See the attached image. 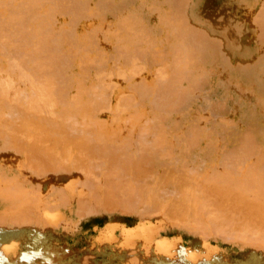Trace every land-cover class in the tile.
Returning <instances> with one entry per match:
<instances>
[{"label": "rangeland", "instance_id": "rangeland-1", "mask_svg": "<svg viewBox=\"0 0 264 264\" xmlns=\"http://www.w3.org/2000/svg\"><path fill=\"white\" fill-rule=\"evenodd\" d=\"M134 1L133 0H99V2L101 3V9H100V15H101V19H100L101 25L100 26L101 27L99 26L98 33L101 34L102 36L104 35L103 37L105 39L103 41L104 45L103 44L101 45L102 49L98 48L96 53L93 54L94 55L93 62L94 63L96 62L95 63L96 65H95V70L93 67L92 73H93L95 82L101 85L102 88L105 87L104 90L102 89L104 91L102 92V94L103 93L107 94L108 91H109L108 93H110V94H107V97L106 95L103 94L104 95L103 97H105L104 98L105 102L108 101V103L102 102V104L104 105L106 104V106L107 104L108 105H112V104L120 105V106L126 105L130 108L127 116L132 117L134 120H138L139 116L143 115L142 118L143 117L145 119L148 118L149 120V116L151 115L152 110L155 109L154 106L156 103L154 102H158L162 99L167 100V97L172 96L171 95V96L162 97L160 93L166 90L164 87H166V85H169L171 80H174V78L171 77L172 75L178 76L177 81L180 80L183 84L181 85V82H179L178 83L180 85L179 86L176 83L177 81L175 83L177 84L179 89L181 88L183 89L182 92H186V93L181 94V96H183L182 97L183 103L180 101V96H178L177 94H176L177 97L175 99L172 97L168 98L172 100L174 99V103L172 104L177 106L176 107L177 109L174 108L175 110L173 109L170 112V115L172 114V116L169 115V117L171 118V119L169 118V120H171V122H176V123L170 126L168 130H170L169 133L172 135L182 136L183 135V132L181 131L182 127H184L182 129L186 128L185 130H190V129L194 130L196 128L195 131L197 133L196 132L195 133L199 135L198 136L195 134V136L198 137V146H196L195 148L196 150L192 151V159H191L190 164L187 167H156V168L155 167H149V168L148 167H135L136 170L132 169L134 167H123V168L121 167H104V168L94 167L95 170H92L93 167H90L92 168L91 171H93L94 173V175L91 172L89 173V175L91 174L90 176L92 177H90L88 175V172L85 171L86 167L84 169L83 167H76V169L82 168L81 173H80L81 169L75 170L74 167H66V168L65 167L64 168L55 167L56 168L55 170H53L52 167H41L43 169L45 168L44 172H43V169L41 170L40 167L38 168L29 167L28 169H26L27 167H24V168L23 167H10L13 179H9V182H8V181H4L6 180V178H3V180H1L2 177L0 178V197H1L0 198L1 200L0 201V217L2 218V216H4L3 218H5V222H3L4 219L2 218L3 223L1 222V219H0V223H1L0 224V264H176V262L177 264H264V250L260 248L259 246L260 242L258 243L257 241V244H256V241H255L259 236V233L257 232L258 227L257 229H255L254 227L249 226L250 228H248L247 226L246 228L245 225H247L248 223L245 224L244 223L245 221H242L245 227L240 222L238 223L239 226L237 228L239 229L241 225L243 228L241 227V230L239 229V231L238 229L236 230L234 228V230L239 232V237L241 235V237L244 238V236L246 237V234L247 235L249 234L250 237L251 235L252 236L256 235L255 240H252L254 239L252 237H251L252 239H250V237H247L251 240V242L248 241V239L245 240V239H242L241 237H240L241 241L240 240L234 241L231 238H227L228 239L227 240L225 237H221L220 239V236H217V234L215 235L213 233L214 235L213 236L211 235V233L214 232L213 228L210 234L207 233L210 231V226L212 227V225L209 226L208 224L210 223L209 221H207L208 217H210L209 218L210 220L216 214L219 216L220 215L222 216L224 211L228 212L229 210V209L226 210V207L223 210V207L221 209L219 205L220 209H218V211L220 210V212L222 213L219 212L218 214L217 206H216V210L214 207L216 204L215 205L212 204L210 206L211 208H209L208 204H211L210 200L212 198L210 196H212V193L214 195V192L216 190L218 191V189L220 190L224 186H227L229 189H232L233 191H232L231 196H229V194L231 193L229 192L228 189H226V191H228L229 193L228 194H226L227 192L224 193L226 194L224 195L225 197L226 196L229 197V198L226 197V199L228 200L227 202L229 203L233 202L234 200L235 195L233 192L240 189L242 185H243V188L246 187L244 188V191L245 189L246 190L250 189V191L255 190L256 192L259 190L260 193L261 192L262 193L260 194L258 193L259 192L258 191L256 194L258 196L264 195V186H263L264 185V178H263L264 172L262 173L261 171V170L264 171V167H244V170H243V167H242V170H240L241 167H228L230 168L228 170L226 169V167H207L208 162L215 156V154L219 150H221L218 147L225 149L227 141L229 140V138L224 139V137H226L225 133H227V136L229 135V132L231 134L233 129H235L234 124L235 125L237 124L236 126L238 127H242L241 129L236 127L239 133L240 131L241 133H244L245 131L247 132L248 129L250 132L254 133L258 139L259 147L264 150V125H263L264 118H259V117L264 116V113L262 112L264 110L263 109L264 108V84H262L263 82L262 77L264 76V74H262V70H258L260 69V67L257 68V65L261 61L264 60V52H262L264 51V43L260 42V41H264V40H261L260 37L262 38L264 37L258 34L261 31L258 30L257 28L258 26L255 23H253L255 22L253 21L255 17H253V20H252L253 22L252 21L249 22V19L251 20L250 17H252L258 11V6H257L258 4L253 6L254 8L256 7L254 10L252 9L247 14L242 16V18L236 19L240 12L241 7H243L244 2H246V0H136L135 2ZM137 5L140 6L141 8H139ZM149 6L151 8H149ZM107 7H110V8L107 9ZM144 9H147L149 11L152 10L153 13L147 10H144ZM162 11L164 14L162 13ZM122 13H125V14L122 15ZM157 13L160 18L156 15ZM104 14L105 16L102 17ZM132 14H135V15H132ZM246 15H248L247 19H245ZM132 16L135 18H133ZM150 17H152L153 19H151ZM190 17L195 19L196 22L192 23V20L189 19ZM157 18L159 20H157ZM123 20L125 21V23L123 22ZM143 23L144 24L146 23L145 26ZM154 24L155 25L157 24L156 25L157 27ZM108 25H110L109 27L111 29L108 27ZM111 25L115 26V28H112ZM146 25H147V28H146ZM106 26L110 29L109 31H107L108 28ZM162 26L163 27L166 26V27H164L163 29ZM181 26L187 30L189 28L188 26H190V28L193 29L192 30L193 33L196 31L195 33H198L199 35H201V37L202 36L205 37L206 36L205 32H209V35H208L209 40H207L206 38L207 36H206L205 41L204 39L201 40L202 43H205L202 45H201V42L195 43L196 41L194 40H193L194 42L186 41L188 39H190L191 41V38H187V37H190V35L191 37H194V36H192V34L189 32V30L191 31V29H189L188 31L185 30L189 32L190 35L187 34V32L184 33L185 31L183 28L182 30H180ZM160 27L162 28L159 29ZM145 28H146L147 33L145 32ZM127 29L133 32H130V31L128 32ZM149 29L151 31H148ZM255 31H257V33ZM183 33L185 34V36ZM123 35H126L127 37L126 36L124 37ZM135 35H137L135 37L136 40L133 38ZM168 36L170 37V40ZM166 37L169 41L166 39ZM253 39L256 40L255 42L257 43L253 42L252 41ZM214 40L215 42H213ZM178 41L180 42L186 41L188 46L190 47L193 45L192 43L196 44V45L194 44L195 47L192 46L191 48L193 49L194 47V49L197 48V50L195 49V51L193 50L191 53L190 51H183V52L190 53V55L192 54L188 59L187 66L185 67L181 63L177 64L176 60H172L173 53H174L173 49ZM211 41H212V44H211ZM119 42L121 44H119ZM151 42H154V43H151ZM155 42L157 46H155ZM129 44L131 45L129 46ZM163 45H166V46L164 47ZM203 46L204 48L205 47L206 48L204 49ZM207 46L209 47L207 48ZM104 48H106V50ZM198 48L200 50H198ZM141 49L143 50V52ZM170 49L172 52L168 51ZM163 51H166V52H163ZM220 53H222L223 56L227 58V60L226 58L222 59V57L220 56ZM117 54L119 55L118 58H117ZM169 54L171 57L167 56ZM145 55H147V58ZM151 55L152 56L154 55L155 58L151 57ZM128 56L130 57V59L128 58ZM138 57L140 58L139 60H138ZM97 58H99L98 61H97ZM116 58L118 59V61H116L117 64L115 63V60H117ZM169 58H172V59H169ZM168 59L171 63L168 62ZM190 59L192 60V63H190L191 62ZM111 60L114 62H112ZM146 61L149 63V67H147L148 63ZM151 61L153 65L151 64ZM100 62H101V65H100ZM137 62L139 63L137 64ZM253 62H256V63L254 64ZM172 63L175 66H171ZM195 63H196V66H195ZM243 64L244 65L246 64L247 66L245 65V67H243L244 66ZM106 65H107V68H106ZM132 65L134 67H132ZM98 66L100 68L99 70H98ZM119 66L121 67L120 69H119ZM137 66H140L143 68L138 67V69H141V70H137L138 72L137 71L136 72L138 75L135 74V76H133L134 73L132 72H135ZM234 66H235V69H234ZM190 69L191 71L189 72ZM163 70L166 73V75L164 74ZM180 70L182 72L184 71L183 75L181 74L182 76H184V77L181 76L182 78H179L180 75H177V73L181 72ZM168 71L170 72V74L171 73L172 74L170 75ZM202 71H203V74H202ZM205 73L206 74L208 73V74L206 75ZM120 74L123 75V78H121L122 75ZM162 74H164L163 77H161ZM205 75L208 76L207 77L208 79H206ZM187 77L189 81L187 80ZM161 79H163V81ZM195 80L199 82L196 83ZM218 81H220V83ZM224 81H226L227 83ZM112 83H114L115 85ZM228 83L230 84V86L227 87V85H229ZM106 84L108 87L106 86ZM125 84L127 85L125 86ZM231 85L235 86V88L233 89V92L231 89L233 88V86L231 87ZM177 86H173V87L176 88ZM225 86L227 87L226 89H225ZM109 87L111 88L114 87L112 88L114 90H111V88ZM236 87H237V90H236ZM106 88H108V90ZM162 88L164 89L161 90ZM184 88H185V91H184ZM187 88H188V92H187ZM189 88H191L193 91L192 92L189 91L190 90ZM152 90H153V93H152ZM228 91H231V92L229 93ZM178 92H180V90H178ZM227 94L228 95L231 94V97L228 96ZM122 95L124 96V98ZM243 95H245L244 96L245 98H243ZM219 96L221 99L219 98ZM214 97L219 103L214 99ZM237 97L240 100V102L237 99ZM177 98H179V100ZM176 99L180 103L176 104L177 103ZM130 100H132L133 103H131ZM123 102H126V103H123ZM205 102L208 104L209 106L208 108L212 109L211 112L207 108V105L205 106ZM240 105L242 106L240 107ZM243 105H246L244 106V109H242ZM254 105L256 106V108L254 107ZM204 106L206 109H204ZM258 107L262 113L260 112V110H258ZM133 108L136 111H134ZM241 109L243 110L242 112L240 111ZM8 110L9 109H7V111ZM231 114H233L234 116ZM252 114L255 116L253 117ZM211 115H215V116L213 117ZM237 115H239L240 118ZM213 118H214V121H212ZM246 119H252L255 121V123L246 124L245 123ZM232 120L233 121L235 120V121L232 122ZM215 123H218V124H215ZM222 124L224 125L225 129L223 128ZM230 125H231V128H230ZM227 126L228 128L230 129L233 128V129L230 130L227 128ZM210 128H211V131H210ZM199 129L201 130L199 131ZM202 129H203L204 135H202ZM204 129H206L207 131H205ZM237 129H235L234 131H237ZM195 160L198 162L195 163L194 162ZM50 168L52 169V171L50 170L51 172L46 171V169L48 170ZM110 168L112 170L115 168L118 171L116 172L115 169L113 170V172L115 171V173H113L115 174L113 178L110 172L112 170H110ZM29 169H32V171ZM34 169H36V173H34L35 172ZM87 170L90 171V169L88 168ZM149 170L151 172H149ZM8 171H9V167L7 168V170L0 171V172L4 174V173H8ZM233 171L235 173L234 175H232ZM243 171H244L243 173L244 175L242 174ZM40 172H43L42 174L44 173L46 174H44L43 176L41 174L40 177H38V174ZM133 172H136V173H133ZM84 173H86V175ZM116 173L117 175L119 174V176L116 177ZM121 173H122V177H121ZM238 173H241V175H239ZM259 173H260V176H263L261 177L263 180L259 178ZM104 174L106 178L103 176ZM108 174L111 177H109ZM237 174L239 177L238 179H237V176H235ZM74 175L78 177L79 179L78 182L75 181ZM143 175H145L146 177ZM201 175L203 176V178ZM148 176H151V177H148ZM217 176L218 177L222 176L221 178H224V179L227 178L228 184L226 182V184L224 183V186H223V183L221 180L219 179L215 180ZM231 176H234V177H231ZM256 176H258V178ZM35 177H37V179ZM86 177L87 178L89 177L88 181ZM34 178L36 181L34 180ZM138 178L140 179L138 180ZM174 178L177 181H175ZM224 179H223V182H224ZM89 180L92 182L89 183ZM101 180H103V182ZM114 180L115 182L118 180L116 182L117 185H115ZM95 181L97 183H95ZM104 181L106 183H104ZM211 181H214V182H211ZM238 181H240V183ZM257 181L261 183L258 184ZM130 182H133V183H130ZM247 182H251L248 184V186L250 184L253 185L254 183V187H258V190H256L255 188L254 190H252L253 186L248 187ZM213 183L215 184V187H217V189L214 191L211 190L213 189L212 187L214 185ZM118 184L119 185L121 184V185L119 186ZM208 184L209 185L213 184L211 186V189H209L210 187ZM29 185H31V187ZM147 185L149 189L147 188ZM259 185H262V188L261 186L259 187ZM206 186L209 187L208 188L209 190L207 189ZM232 186H234V188ZM104 187L108 189L107 190L108 193L105 192L107 193L105 197L103 196L104 191L106 190ZM6 188L7 190H9L11 195L9 192L6 191ZM25 188H26V192H25ZM41 188L43 191L41 190ZM20 189H22V191H20ZM205 189L207 190V192L209 193L211 192L210 196L208 193L206 195V196H209L210 202H208L207 200H204V199H209L207 197L205 198L203 197V195L205 196V192H206ZM150 190L152 191V193ZM202 190H205V191H202ZM110 191L111 192L114 191V192L111 193ZM217 191L216 193L218 194L222 192V195L221 194L219 195V199H221L220 197L223 196L224 190L223 191L220 190L221 192H217ZM6 192L9 194H7ZM15 193L16 195L17 194L19 195V197L17 196L18 198L16 197V195L15 196L13 195ZM196 193L198 194V196H196L197 195ZM200 193H203V195ZM89 194H92L93 198L91 195L89 196ZM100 194H102V198ZM218 194H215L213 196V199L215 198L216 195L218 197ZM5 195L8 196V198L5 197L7 201L5 200V198H3ZM116 195H119V196H116ZM244 195H246V193ZM122 196H123V199H122ZM97 197L98 198L100 197V198L98 199ZM95 199L96 201H94ZM219 199H217L218 202L221 201ZM29 200H30V203H26ZM83 200L85 202H83ZM213 201L215 202V200ZM227 202L226 203L224 202V205L226 204L225 206L229 204ZM106 203H108V205ZM109 203H112V204L115 203V204L110 205ZM200 203L203 204L201 206H203L204 209L203 207L201 209V206L199 205ZM126 204L129 206H127ZM206 204L208 208H205ZM220 204L222 203L220 202ZM186 206L189 208H187ZM125 207L127 209H125ZM198 207L200 209H198ZM212 207H214V211H217V212L214 213L212 210L213 209ZM230 207H231V203H230ZM140 208L142 209L139 210ZM11 209L15 213V216L19 215L20 217L21 216L22 217L19 218L18 216L19 220L18 218H14V215ZM19 209L22 212L19 211ZM9 210H10V213L8 212ZM200 210L203 211L204 213L205 212L209 213V216L205 214L207 217L205 216L203 217L202 215L201 217L200 216L201 212L199 213ZM231 210L233 209L231 208ZM2 211L6 212V213L4 212L5 215H1ZM124 211H126V213ZM230 212L231 211H229L228 214ZM9 214H12L13 218ZM228 214H226V216L231 217L230 220L234 218L235 216V214L231 216L230 215L228 216ZM24 217L29 219L27 220V223H26V220L23 222L24 219L22 218ZM8 218H10L11 221L10 220L8 221ZM200 218L204 220L205 223L207 222L206 223L207 230H206V227H204L202 223L201 224L203 225V228L205 229L201 228L202 225H199V222L200 221L202 222ZM253 221L251 223L252 224L254 223V225L255 224L257 225L259 223V221L257 222L255 220ZM7 223H10V224H7ZM28 223L30 224L28 225ZM225 223L226 222L222 223L221 221L220 224H222L224 227H221L219 231H221L222 228L223 230L224 229L228 230V227L230 226L232 227V225L226 226L227 224L225 225ZM227 223L228 225L230 224L229 222ZM233 223L234 225H236L234 221L232 222V224ZM199 226L203 230H201ZM208 226H209V231H208ZM260 230L262 231L263 229H260ZM243 240L244 242H242ZM245 241H248V242H245ZM254 244H256L257 246H254ZM7 247L10 248V254L8 253L9 248Z\"/></svg>", "mask_w": 264, "mask_h": 264}, {"label": "bare ground", "instance_id": "bare-ground-1", "mask_svg": "<svg viewBox=\"0 0 264 264\" xmlns=\"http://www.w3.org/2000/svg\"><path fill=\"white\" fill-rule=\"evenodd\" d=\"M256 1L257 0H246V2H244L243 7H241L240 12H239V14H238L236 19L242 18V16L247 14L249 11H251L252 9L254 10L256 7L254 8L253 6L258 4L257 5L258 6V11H257L256 14H254L252 17H250L251 20L249 19V22L253 20V17H255L254 20H253L255 22H253V21L252 22L255 23L258 26L257 27L258 30L261 31L258 34L264 37V0H258L257 2ZM110 4H111V2H110ZM107 6H108V4H107ZM138 7L141 8L140 6H138ZM108 8H110V7H107V9ZM128 8H130V7H128ZM149 8H151V7L149 6ZM100 9H101V3L99 2V0H0V171H5L9 167L8 173L2 174L0 172V178L2 177L1 180H3V178H6V180H4V181H8L9 182V179H13L10 167H23V168L27 167L26 169H28L29 167H34V168L35 167H37V168L38 167H40V168L41 167H52L53 170L56 169L55 167H59V168L60 167H62V168H64V167L65 168L66 167H74L75 170H80L81 169L80 173L82 172V168L76 169V167H83V169L86 167L85 171L88 172V175H89L90 172L94 175L93 171H91L92 168H90V167H93L92 170H95L94 167H103V168L104 167H121V168H123V167H134L132 169L136 170L135 167H148V168L149 167H155V168L156 167H187L190 164L191 159H192V151L196 150L195 148H196V146H198V137L195 136V134L197 133L195 131L196 128L194 130L193 129L185 130L186 128L182 129V128H184V127H182L181 128V131L183 132L182 136L172 135V134L169 133L170 130H168L170 126H172V125H174L176 123V122H171V120H169L170 112L174 108L177 107L176 105L172 104V103H174V99L177 97L176 94L178 96H180V101L182 102L183 101L182 100L183 96H181V94L182 93H186V92H182L183 89L182 88L179 89L178 86H177V84L179 82H181L180 80L177 81L178 76L172 75L171 77H173L175 81L171 80L170 84L168 83L170 86L173 83V85L171 86L172 88L169 85H166V87L163 86L166 90H164L163 92L160 93L162 95V97L163 96L166 97V96H171L172 95L171 97L174 98V99L173 100L172 99H168V98H171V97H167V100H165V99L163 100L161 98L162 100H160L158 102H154V103H156L155 106H154L155 109L152 110V113L149 116V120H148V118L147 119H145L144 117L142 118L143 115L139 116L138 120H134L132 117L127 116L128 111L130 110V108L128 106H126V105L125 106L124 105L120 106V105H113V104L112 105H108L107 104V106H106V104L105 105L102 104V102H105V100H104L105 97H103V96L106 95V97H107V94H110V93H108L109 92L108 91L107 94H104V93H103L104 95L102 94V92H104L103 90L105 89V87L102 88L101 85H99L97 82H95L94 77H93V73H92V69L94 67V70H95V65H96L95 64L96 62L95 63L93 62V56H94L93 54L96 53L98 48L102 49L101 45L103 44V41L105 39L103 37L104 35L102 36L101 34L98 33V28L101 25ZM144 10H147V9H144ZM147 11H149V10H147ZM149 12H152V10H150ZM154 12H156V11H154ZM158 13L156 14L157 16H158ZM162 13H163V11H162ZM123 14H125V13H122V15ZM132 15H135V14H132ZM149 15H151V14H149ZM249 15H251V14H249ZM104 16H105V14L102 17H104ZM117 16H118V14H117ZM133 18H135V17H133ZM150 18L153 19L152 17H150ZM247 18H248V15H246L245 19H247ZM122 19H124V18H122ZM130 19H131V17H130ZM189 19L192 20V23L196 22V20L193 19L192 17H190ZM157 20H159V19L157 18ZM123 22L125 23L124 20H123ZM140 24H141V22H140ZM145 24H144V26H145ZM167 24H169V23H167ZM112 25H111V27L115 28V26H112ZM109 26L110 25H108V27ZM162 27H160L159 29H161ZM164 27H166V26H164ZM164 27H163V29H164ZM188 27H189L188 30L191 29L190 26H188ZM109 28H108L107 31H109L111 29V28L110 29ZM146 28H147V25H146ZM146 28H145V32H146ZM182 28L184 29V31L187 30V29H185L182 26H181L180 30H182ZM127 30H128V32L130 31L129 29H127ZM151 30H152V28H151ZM151 30L149 29L148 31H151ZM192 30L193 29H191V31L189 30V32L194 37H191L189 32H187V31L184 32V33L187 32V34L190 35V37H187V38H191V41H190V39H188L186 41H189V42L196 41L195 43H198V42L200 43L202 39H204V41L206 40L205 39L206 36H207L206 37L207 40H209V36H208L209 32H205L206 36L205 37L204 36L201 37V35H199L198 33H195L196 31L193 33ZM153 31H155V30H153ZM130 32H133V31H130ZM255 32L257 33V31H255ZM137 34H139V33H137ZM166 34H164V35H166ZM171 34H173V33H171ZM258 34H256V35H258ZM189 35H187V36H189ZM123 36L125 37L126 35H123ZM136 36L137 35H135L133 38L135 39ZM184 36H185V34H184ZM148 37H146V38H148ZM174 37H175V35H174ZM155 39H157V38H155ZM166 39H167V37H166ZM260 39L264 40V38H262V37H260ZM169 40H170V37H169ZM163 41H165V40H163ZM186 41L185 42L178 41L176 43L174 49H173V51H174L173 59L169 58V59H172V60H176L177 64L181 63L184 67L187 66L188 59L192 55V54L190 55V53L193 50L195 51V49L197 50V48L194 49V47H195L194 44L195 43H192L193 44L192 46H194L193 49H192L191 48L192 46L191 47L188 46ZM252 41L255 42L256 40L253 39ZM120 42H119V44H121ZM213 42H215V40ZM260 42L264 43V41H260ZM151 43H154V42H151ZM151 43H150V45H151ZM255 43H257V42H255ZM115 44H114V46H115ZM131 44H129V46ZM202 44H205V43L201 42V45ZM211 44H212V41H211ZM105 45H107V44H105ZM166 45H163V46L165 47ZM172 45H173V43H172ZM189 45H191V44H189ZM155 46H157L156 42H155ZM208 47L209 46H207V48ZM199 48H198V50L201 49V48L200 49ZM203 48H204V46H203ZM203 48H202V50H203ZM104 49L106 50V48H104ZM109 49H111V48H109ZM153 49H152V51H153ZM168 51H171V49L168 50ZM183 51H190V53L183 52ZM142 52H143V50H142ZM163 52H166V51H163ZM171 52H170V54H171ZM262 52H264V51H262ZM170 54L167 55V56H170ZM98 55H99V53H98ZM119 55H120V53H119ZM119 55L117 54V58H118ZM135 55H136V53H135ZM145 56L147 58V55H145ZM220 56L222 57V59L226 58V57L223 56L222 53H220ZM151 57H154V55L153 56L151 55ZM128 58L130 59L129 56H128ZM98 59L99 58H97V61H98ZM139 59L140 58L138 57V60ZM169 59H168V62L171 63L169 61ZM191 59H190V61H191L190 63H192ZM256 59H258V58H256ZM226 60H227V58H226ZM116 61H118V59L115 60V63L117 64ZM112 62H114V61H112ZM122 62H123V60H122ZM138 63L139 62H137V64ZM253 63L255 64L256 62H253ZM253 63H252V65H253ZM151 64H152V61H151ZM181 64H180V66H181ZM100 65H101V62H100ZM245 65L243 67H245ZM156 66H157V64H156ZM171 66H175V65H173V63H172ZM195 66H196V63H195ZM235 66H234V69H235ZM132 67H134V66L132 65ZM138 67H140V66L136 67L135 72L137 70H141V69H138ZM147 67H149V63H148ZM258 67H260V69H258V70H262V74H264V60L261 61L257 65V68ZM106 68H107V65H106ZM120 68L121 67L119 66V69ZM140 68H143V67H140ZM99 69L100 68L98 66V70ZM148 70H149V68H148ZM142 71H143V69H142ZM190 71H191V69L189 70V72ZM135 72H132V73H134L133 76H135V74H137L138 71L136 73ZM163 72H164V70H163ZM183 72L182 71L179 72L180 74L177 73V75H180L179 78L184 77V76H182ZM255 72H254V74H255ZM99 73H100V71H99ZM104 74H106V73H104ZM164 74L166 75L165 72H164ZM164 74H162L161 77H163ZM169 74H170V72H169ZM202 74H203V71H202ZM120 75H122V74H120ZM186 75H187V73H186ZM186 75H185V77H186ZM197 75H199V74H197ZM113 76H115V75H113ZM99 77H100V75H99ZM157 77H159V76H157ZM161 77H159V78H161ZM207 77L208 76H206V79H208ZM121 78H123V75H122ZM173 78H171V79H173ZM129 80H131V79H129ZM161 80L163 81V79H161ZM187 80L189 81L188 77H187ZM197 80H195L196 83L199 82V81L197 82ZM204 80H205V78H204ZM262 80H263L262 84H264V76L262 77ZM104 81H106V80H104ZM195 82H193V83H195ZM218 82L220 83V81H218ZM224 82H226V81H224ZM112 84H114V83H112ZM140 84H142V83H140ZM182 84L183 83L181 82V85ZM126 85L127 84H125V86ZM186 85H188V84H186ZM207 85H208V83H207ZM106 86H107V84H106ZM118 86H119V84H118ZM173 86H177V87L175 88ZM228 86H230V84L227 85V87ZM232 86H233V88H231V89H232V92H233V89L235 88V86L231 85V87ZM227 87L225 86V89ZM109 88H111V87H109ZM112 88H114V87H112ZM112 88H111V90H114ZM164 88H162L161 90H163ZM209 88H211V87H209ZM106 89L108 90V88H106ZM123 89H121V90H123ZM189 89H190L189 91H191V92L193 91L191 88H189ZM121 90H119V91H121ZM178 90H180V92H178ZM236 90H237V87H236ZM184 91H185V88H184ZM210 91H209V93H210ZM187 92H188V88H187ZM228 92L230 93L231 91H228ZM152 93H153V90H152ZM184 95H186V94H184ZM151 96H152V94H151ZM228 96L231 97V94L228 95ZM244 96L245 95H243V98H245ZM207 97H206V99H207ZM216 97H218V96H216ZM108 98H110V97H108ZM123 98H124V96H123ZM219 98H220V96H219ZM253 98H255V97H253ZM177 99L179 100V98H177ZM177 99H176V101H177ZM214 99L216 100L215 97H214ZM237 99H238V97H237ZM248 99H249V97H248ZM248 99H247V101H248ZM149 100H150V98H149ZM210 100H212V99H210ZM130 101H131V103H133L132 100H130ZM186 101H187V99H186ZM256 101H258V100H256ZM239 102H240V100H239ZM105 103H108V101L105 102ZM123 103H126V102H123ZM178 103H180V102L177 101L176 104H178ZM258 103H260V102H258ZM254 104H256V103H254ZM206 105H207V108H208L209 106L205 102V106ZM205 106H204V109H206ZM241 106L242 105H240V107ZM244 106H246V105H243L242 109H244ZM131 107H133V106H131ZM250 107H251V105H250ZM254 107L256 108L255 105H254ZM7 109H9V110L7 111ZM208 109L210 110V112L212 111V109H210V108H208ZM242 109L240 110L241 112L243 111ZM133 110H134V108H133ZM143 110H144V108H143ZM251 110H253V109H251ZM258 110H260L259 107H258ZM134 111H136V110H134ZM260 112H261V110H260ZM262 112L264 113V110ZM215 114H216V112H215ZM233 114H231V115H233ZM196 115H198V114H196ZM239 115H237V116L239 117ZM133 116H134V114H133ZM170 116H172V114ZM211 116L214 117L215 115H211ZM254 116L255 115H253V117ZM259 118H264V116L263 117H259ZM259 118H258V120H259ZM212 121H214V118H213ZM229 121H231V120H229ZM234 121L232 120V122H234ZM229 123H227V124H229ZM245 123L246 124H251V123H255V121L252 120V119H246ZM215 124H218V123H215ZM236 125L234 124L235 129H237L236 127H238ZM213 126H214V124H213ZM228 126H227V128H228ZM211 128H210V131H211ZM223 128L225 129L224 125H223ZM230 128H231V125H230ZM230 128H228V129H230ZM238 128L241 129L242 127H238ZM232 129H230V130H232ZM235 129H233L231 134L229 132L228 136H227V133L224 132L226 134V137H224V139H226V138L228 139L229 138V140L227 141L226 146L224 145L225 149H222V148L218 147L222 151L218 149L219 151L208 162L207 167H226L227 170L230 169L228 167H241L240 170H242V167H243V170H244V167H264V150L259 147L258 139L255 136V134L250 132L248 128H247L248 131L247 132L245 131L244 133H241V131L239 133L238 129H237L238 132L234 131ZM243 129H244V127H243ZM200 130L201 129H199V131ZM204 130L207 131L206 129H204ZM258 133H260V132H258ZM196 135H198V134H196ZM202 135H204L203 134V129H202ZM214 143H215V141H214ZM193 154H194V152H193ZM168 160H169V162H168ZM194 162L196 163L198 161L195 160ZM87 168L90 169V171H88ZM42 169L43 168H41V170ZM44 169H43V172H44ZM29 170L32 171V169H29ZM50 170L52 171L51 168L48 169V170L46 169V171H50ZM102 170H104V169H102ZM110 170H112V169L110 168ZM113 170L110 171L111 175H112V178H113V176H115V174H113V173H115V171L113 172ZM115 170H116V172H118L117 169H115ZM129 170H131V169H129ZM150 170H149V172H151ZM34 171H35L34 173H36V169H34ZM261 171H262V173L264 172L263 170H261ZM43 172H40L38 174V177H40V175ZM110 172H109V174H110ZM122 173H121V177H122ZM133 173H136V172H133ZM243 173H244V171L242 172V174ZM260 173H259V178L263 177V176H260ZM44 174H46V173H44ZM44 174H42V176ZM84 174L86 175V173H84ZM109 174H108V176L111 177ZM137 174H138V172H137ZM152 174H153V172H152ZM234 174L235 173L233 171L232 175H234ZM238 174L241 175V173H238ZM238 174L235 175V176H237V179L239 178ZM245 174H246V172H245ZM32 175H33V173H32ZM95 176H96V174H95ZM103 176L106 178L105 174ZM117 176H119V174L117 175V173H116V177ZM143 176H145V175H143ZM222 176H224V175H222ZM222 176H220V177L217 176L216 179L215 178H213V179L221 180L222 183H223V186H224V183L226 184V182H227V184H228V181H227V178L226 179L221 178ZM74 177H75V181L78 182L79 181L78 177H76L75 175H74ZM90 177H92V176H90ZM148 177H151V176H148ZM231 177H234V176H231ZM256 177L258 178V176H256ZM17 178H19V177H17ZM35 178L37 179V177H35ZM35 178H34V180H35ZM88 178H87V181H88ZM105 178H104V180H105ZM123 178H122V180H123ZM202 178H203V176H202ZM139 179L140 178H138V180ZM223 179H224V182H223ZM106 180H108V179H106ZM174 180H175V178H174ZM245 180H247V179H245ZM248 180H250V179H248ZM93 181H94V179H93ZM101 181L103 182V180H101ZM175 181H177V180H175ZM214 181H211V182H214ZM90 182H92V181L89 180V183ZM114 182H115V180H114ZM116 182H115V185H117ZM190 182H191V180H190ZM238 182L240 183V181H238ZM251 182H252V180H251ZM251 182H247V186ZM95 183H97V182L95 181ZM104 183H106V182L104 181ZM130 183H133V182H130ZM257 183L260 184L261 182L257 181ZM257 183H255V184H257ZM112 185H113V183H112ZM129 185H131V184H129ZM212 185L211 184L209 185L210 188L206 186L207 189L208 188L211 189ZM29 186L31 187V185H29ZM122 186H124V185H122ZM202 186H203V184H202ZM252 186H253L252 190H254V188L256 190H258V187H254V183H253V185L250 184L248 187H252ZM260 186L262 188V185H259V187ZM212 187H213V189H211V190H213V191L217 189V187H215V184ZM214 187H215V189H214ZM218 187H220V186H218ZM232 187L234 188V186H232ZM26 188H25V192H26ZM106 188H107V186H106ZM147 188H148V185H147ZM242 188H243V185H242V187L240 189H238L237 191L233 192L235 196H234L233 202H230L231 203V207H230V203L227 202L228 200L226 199V197H228V196L225 197L224 195H226V194H228L230 192L231 194H229V196H231L233 190L229 189L227 186H224V187H222L220 189L221 191H223V190L225 191V192L223 191V196L225 198L222 196V197H220L221 199H219V195L220 194L222 195V192L219 189H218V191L217 190L216 191L217 192H221V193L218 194L215 191L214 195L218 194V197L216 195L214 199H213V196H214L213 193H212V196H210L211 192L210 193L207 192L206 189H205L206 190L205 196L203 195V193H200V194L203 195L204 198L205 197L209 198V196L212 197L211 200H210V198L209 199H204V200H207L208 202L211 201V204H208L209 208H211L210 206L212 204H214V205L216 204L214 207H215V210H216V206H217V211H218V209H220V207H221V209L223 207V210L226 207V210L229 209L228 212L231 211L229 214H228V212L224 211L222 216L221 215L219 216V215L216 214L210 220H209L210 217H208L207 221L210 222L208 224H209V226L212 225V227L210 226V231H209V226H208V231L209 232H207V233L210 234V232H212V228H213L214 232L211 233L212 236L214 234L215 235L217 234V236H220V239H221V237H225L226 239L227 238H231L234 241H237V240L241 241V239H240L241 235L239 237V232L238 231H239V229L241 230L242 225H241V227H239V229L237 227L239 226L238 223L241 222L243 224L242 221H245L244 222L245 224L248 223L247 225H245L246 228H247V226H248V228L254 227L255 229H257V227H258L257 232L259 233V236H258V238L256 237L257 238L256 240H255V236L256 235H254V236L251 235V237L254 238V239H252L249 234H248L249 236L246 234V237L243 235L244 238L243 237H241V238L245 239V240L248 239V241H250V242H251L250 239L255 240L256 244H257V241H258V243L260 242L259 246H260V248L262 250H264V195L263 196H258L256 193L259 190L256 192L255 190L254 191H250V189L249 190L245 189V191H244V188H246V187H244L243 189ZM116 189H118V188H116ZM226 189H228L229 192L226 191ZM41 190H42V188H41ZM107 190L108 189H106L105 191L102 190V191H104V195H103L104 197L108 193ZM205 190H202V191H205ZM6 191L9 192V190H7V188H6ZM20 191H22V189H20ZM127 191H129V190H127ZM105 192H107V193H105ZM113 192H111V193H113ZM182 192H183V190H182ZM9 193H7V194H9ZM133 193H135V192H133ZM151 193H152V191H151ZM207 193L209 194V196H206ZM224 193H226V194H224ZM245 193H246V195H244ZM258 193H260V191ZM10 195H11V193H10ZM10 195H9V197H10ZM13 195L15 196L16 193L13 194ZM90 195L92 196V194H89V196ZM111 195H113V194H111ZM17 196L19 197L18 194L16 195V197ZM97 196H99V195H97ZM100 196L102 198V194H100ZM116 196H119V195H116ZM196 196H198V194ZM5 197L8 198V196H6V195L3 198H5ZM110 197H112V196H110ZM129 197H130V195H129ZM92 198H93V196H92ZM223 198H224V200L225 199L226 200L224 201ZM122 199H123V196H122ZM217 199L221 200L220 202L223 205H224V202L225 203L227 202L229 204H227V206H225L226 204L223 206L222 204H220V202H218ZM5 200H6V198H5ZM213 200H215V202ZM94 201H96V199ZM116 201H118V200H116ZM119 201H120V199H119ZM83 202H85V201L83 200ZM26 203H30V200L28 202H26ZM201 203H202V201H201ZM201 203L199 204L200 206L203 205ZM106 204L108 205V203H106ZM109 204L111 205L112 203H109ZM114 204H112V205H114ZM219 205H220V207H219ZM84 206H85V204H84ZM127 206H129V205H127ZM204 206H205V204H204ZM145 207H147V206H145ZM202 207L203 206H201V209H202ZM214 207H212L213 208L212 210L215 213L217 211H214ZM142 208H140L139 210H141ZM187 208H189V207H187ZM205 208H208L207 204H206ZM231 208L233 210H231ZM125 209H127V208L125 207ZM198 209H200V208L198 207ZM203 209H204V207H203ZM11 211H12V209H11ZM19 211H21V210L19 209ZM4 212L2 211L3 214L1 213V215H5ZM8 212L10 213V210ZM124 212L126 213V211H124ZM131 212H132V210H131ZM202 212L203 211H201V210L199 211L200 216L201 215L203 217L204 216L205 217L209 216V213H207V212H205V213L203 212L202 213ZM219 212H220V210L217 213L219 214ZM12 213L14 215V218H18V216H19L18 214L20 212L17 214L18 216H15V213L13 211H12ZM120 213H121V211H120ZM220 213H222V212H220ZM205 214H207V216ZM226 214H228V216L229 215L231 216V215L235 214L234 218H232V219H233V221L235 222V224L237 226L234 225V223L232 224L233 221H232V219L230 220L231 217H227ZM9 215L12 216V214H9ZM128 215H130V214H128ZM187 215H188V213H187ZM3 217L4 216H2V218ZM21 217L19 216V218H21ZM2 218L0 217L1 222H2L3 219H4L3 222H5V218H3V219ZM12 218H13V216H12ZM19 218H18V220H19ZM181 218H182V216H181ZM22 219H24L23 222L26 220V223H27V220H29V219H27L25 217L22 218ZM9 220H10V218H8V221ZM185 220H187V219H185ZM200 220H202V219L200 218ZM251 220L252 221L255 220L256 222L259 221V223H258L259 225L258 224L254 225V223L252 224ZM182 221H184V220H182ZM203 221L204 220H202V222L200 221L199 225L203 224L204 227H206V230H207V226H206L207 222L205 223V221L204 222ZM221 221H222V223L226 222L225 223V225L227 224L226 226L232 225V227L231 226L228 227V230L227 229L223 230V228H222V230L219 231V229L221 227H224L222 224H220ZM21 222H22V220H21ZM227 222H229L230 224L228 225ZM260 222H261L262 225L260 224ZM7 224H10V223H7ZM14 224H16V223H14ZM29 224L30 223H28V225ZM203 225L201 226V228H203ZM243 226H244V224H243ZM259 226L262 227V228H260ZM199 228H200V226H199ZM231 228H232L233 231L231 230ZM234 228L236 230L238 229V231L234 230ZM203 229H205V228H203ZM203 229H201V230H203ZM260 229H263V230L261 231ZM215 231H216V233H215ZM195 235H196V233H195ZM247 237H250V239L247 238ZM259 239H261L262 241L259 240ZM248 241H245V242H248ZM242 242H244V240ZM256 244H254V246H257ZM12 247H14V246H12ZM7 248H9V247H7ZM8 251H9L8 253L10 254V248L8 249ZM176 264H177V262H176Z\"/></svg>", "mask_w": 264, "mask_h": 264}]
</instances>
